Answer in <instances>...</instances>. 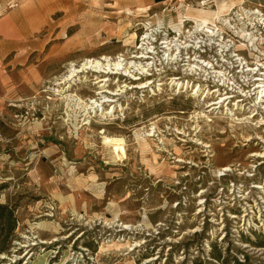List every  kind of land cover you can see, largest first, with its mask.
Returning <instances> with one entry per match:
<instances>
[{
  "label": "rangeland",
  "instance_id": "374dc122",
  "mask_svg": "<svg viewBox=\"0 0 264 264\" xmlns=\"http://www.w3.org/2000/svg\"><path fill=\"white\" fill-rule=\"evenodd\" d=\"M176 2L138 11L129 0H0V70L12 79L0 83V204L14 214L0 215V264L44 254L48 264H264V230L255 235L229 215L228 185H264V158L253 157L264 155V115L247 120L256 92L213 110L220 97L206 87L195 95L169 85L186 70L161 56L154 66L167 73L143 77L156 95L92 70L59 84L86 60L140 65L141 37L163 21L173 34L168 25L181 31L183 17H212ZM253 42L236 51L258 63L264 43ZM97 77L119 96L87 114L67 97L104 101Z\"/></svg>",
  "mask_w": 264,
  "mask_h": 264
},
{
  "label": "built area",
  "instance_id": "2783aa9c",
  "mask_svg": "<svg viewBox=\"0 0 264 264\" xmlns=\"http://www.w3.org/2000/svg\"><path fill=\"white\" fill-rule=\"evenodd\" d=\"M204 2L205 1H201L199 8L206 10L208 8L204 7L208 5H205ZM246 6L251 7L250 5ZM188 20L190 19L183 17L182 21H180L183 24V32L168 25V28L173 34H169L168 32L166 34L165 21L159 23L161 29L156 31V33L155 31L151 33L154 34V40L148 39L144 41L143 38L146 34L141 37L142 43L139 47H141L143 43H145V45L134 58L136 57L138 60L142 57L144 63L147 64L156 61L154 58L156 59L161 56V60L168 66L175 67V73H181L186 70L183 76H176L178 77L176 83L179 84V86L175 87L178 91L183 85L186 86L185 90L188 89V86H193L195 92L199 88L202 89L204 86V88L206 87V93H212L217 90L216 93L220 99L215 103L225 101L229 92H232L230 93L232 98L225 104H229L232 100L237 101V97L244 101L245 99H250V93H255L254 90L259 87L258 84H264V70L262 71V69H264V56H262L263 53L258 54L261 61L255 63L251 61V57H246L243 52L236 51V47L237 44H242L245 48L247 44L251 45L248 36L241 32L243 26L247 29V33L251 32L256 36L257 40L259 39L255 44L264 43V8L252 6L250 10H246L242 7H237L222 14L213 11L212 21H208L209 24L212 27L223 29L220 34L214 38L210 37L209 34L205 32H202L204 33L202 35L196 34L201 31H193L192 33L191 30L185 26ZM190 21L195 24L193 20ZM184 31L185 33H191L188 37V42L181 40ZM154 36L159 37L155 38ZM225 38L228 43L226 44L227 48H223ZM253 51L256 53L254 48ZM170 57L175 58V60H171ZM205 64H209V66ZM193 65L197 67L196 69L194 68L195 71L192 73L189 71V67H195ZM157 69L160 71L157 72ZM163 70H165L164 67L160 69L157 66H152L149 71L144 72V74H140V72L136 70L133 72L141 75V77H146L153 76V72L157 75L166 74L167 71ZM151 82L153 85L154 81ZM255 96H257L256 93ZM252 106L254 107V104H252ZM255 108L256 112L253 113V117H257L259 114L264 115V105L259 102ZM262 119H264V117ZM231 172L232 171L223 172L220 177H227ZM255 186L260 185L252 184L247 186V189L236 187L234 184L228 185V191L231 194L230 201L233 205V210H231L229 215L230 219L235 218L233 220L242 222L244 230L252 229L253 234H259L258 230H264V224L262 223V220H264V185L260 186L262 189H256ZM223 191H225V188L222 189V192ZM223 194L224 193H222V195ZM205 203L206 201H204L203 204ZM236 209L240 211L238 212ZM239 215H241L240 217L243 221L239 218Z\"/></svg>",
  "mask_w": 264,
  "mask_h": 264
},
{
  "label": "bare ground",
  "instance_id": "6f19581e",
  "mask_svg": "<svg viewBox=\"0 0 264 264\" xmlns=\"http://www.w3.org/2000/svg\"><path fill=\"white\" fill-rule=\"evenodd\" d=\"M193 21L195 22V24H196V30L197 31H201V32H205V33H207V34H209V36L210 37H212V38H214V37H217L219 34H220V32L223 30L222 28H215V27H213L212 28V26L209 24V22L208 21H202V20H195V19H193ZM177 25V24H176ZM181 29V31H182V28H183V24H179L178 25ZM179 29V28H178ZM180 31V32H181ZM247 31V29H245V30H241V32H243V34L244 35H246V36H248V39H249V41H250V44L251 45H249V46H253L254 45V42H253V39L255 38V40L256 41H259V39L257 40L256 39V36H254L251 32H249V33H247L246 32ZM255 34V33H254ZM153 35L154 34H147V36L144 38V40H150V39H152L153 38ZM134 37L136 38V34H134ZM154 40V39H153ZM257 45V44H256ZM171 47V46H170ZM248 47V46H247ZM223 48H227V46H223ZM140 49H142V47L140 48ZM258 56V55H257ZM134 59H136V57L134 58ZM143 58L142 57H140V59H138V61H140V62H138V63H143V61L144 60H142ZM150 59V58H149ZM170 59L171 60H175V58H173V57H170ZM177 59V58H176ZM154 60H155V58H154ZM149 61V60H148ZM123 62L124 61H114V62H112V59H110V58H108V57H104V58H102V59H98V60H86V62H85V64L81 67V68H73L72 70H70V72H69V75L68 76H66L65 78H64V80H63V82H61V83H59V84H62V83H64V85H66L67 84V82H71L75 77H77L79 74H81V73H88V71L89 70H92L94 73H101V74H105V75H122V76H124V77H131L132 78V80H134V81H140V83H138V84H134L133 85V87H131L132 89H136V90H145L146 88H148V89H151V92H152V94L153 95H156V91L152 88L153 87V85H152V82L150 81V80H148V81H143V77H141V76H138L137 74H135L133 71H132V69L134 68H136L137 70V72L139 71L140 72V74L141 73H143L144 74V72H148L149 71V69L152 67V66H154V62H152V63H147V64H145V65H143L142 63L140 64V65H142L143 67H142V69H141V66L138 64L137 65V62H132L131 63V65L128 67V68H126L125 66L127 65V64H123ZM125 65V66H124ZM205 65H207V66H209V64H205ZM264 65V64H263ZM190 66V65H189ZM193 66H195V65H193ZM196 67L197 66H195V67H189L190 69H189V71H191L192 73L195 71L194 70V68L196 69ZM109 68V69H108ZM202 70V69H201ZM263 70V69H262ZM159 71V70H158ZM206 71V70H205ZM204 73V72H203ZM177 76V75H176ZM175 75L174 76H172V77H170L169 79H168V81L170 82L169 83V85H172V86H175L176 85V87H178L179 86V84H177L176 83V80H177V78L178 77H176ZM108 78V77H107ZM106 77H97V81H96V83H98V84H100L101 86H100V91L98 92L99 94H108V95H110V97H107V96H105V97H103L102 99H104V101H102V102H98V101H92V102H88L89 104H86L83 100H81V99H79V98H74V97H72V96H70V97H67V100H69V101H74L75 102V100H76V106L78 107V108H80L81 106H83V108L85 109V112L87 113V114H90V112H89V110H91V109H98V108H100V107H102L103 105L102 104H100V103H103V104H105V103H110V104H113V103H115L116 102V100H113V98H111V96L112 97H117V96H119V94L118 93H110L109 91H107L106 90V86H107V83L109 82V79H107ZM130 78V79H131ZM159 86H163L164 84L162 83V82H160L159 84H158ZM157 85V86H158ZM259 85V89L257 90V89H255L254 90V92H256V99H255V105H254V107H257L256 105H258V103L260 102L262 105H264V84H258ZM184 86V85H183ZM181 86V88H180V90L181 89H185L186 88V86ZM70 88V87H69ZM188 88V87H187ZM67 90V89H66ZM65 90V88L63 87L62 88V90H58V92L60 93V92H64V91H66ZM124 90V89H123ZM178 90V89H177ZM180 90H179V92H180ZM121 90H119V92H120ZM182 91V90H181ZM200 91H202L201 90V88H199L197 91H196V93H195V95H198L199 94V92ZM260 91V92H259ZM122 92V91H121ZM183 92H184V90H183ZM186 92V91H185ZM214 92V93H213ZM212 92V95L213 94H217L216 92H217V90H215V91H213ZM66 93V92H65ZM125 92L123 91L122 92V94H124ZM178 93V92H177ZM211 92H209L207 95H209ZM194 94V93H193ZM192 94V95H193ZM218 95V94H217ZM251 95V94H250ZM65 96V95H64ZM206 96V95H205ZM207 97V96H206ZM205 97V98H206ZM252 96H250V98H251ZM232 97H231V95H227L226 96V98H225V101H222V102H217V103H210V105H208V107H213L212 109L213 110H217V109H220L221 108V105H224V102H227L229 99H231ZM252 99V98H251ZM238 102H242V103H244L245 101L244 100H241V99H238L237 100ZM237 106H238V104H237ZM113 109V108H112ZM115 109V108H114ZM95 112V111H94ZM254 116V114L253 115H250L248 118H247V120H250V119H252V118H255V117H253ZM203 117V116H202ZM242 123V122H241ZM261 125L263 126L264 125V121H262L261 122ZM149 137H152V135L151 136H149ZM253 157H260V158H264V155H257V154H255V155H253ZM179 162H183L182 160H179ZM222 172L224 171V172H230L231 171V168L230 167H226L225 168V170H221ZM255 188L256 189H261V187H259V186H255ZM233 219H235V218H233ZM124 226V225H123ZM40 227H42V224H38V227H35V228H40ZM130 228H131V226H129V225H125L124 226V230H130ZM55 241H57V239L55 240ZM41 243H43V244H45V243H47L48 244V242H44V241H42ZM35 246H36V244H35ZM29 254H27L25 257H24V259H26V257L28 256ZM29 259V258H28Z\"/></svg>",
  "mask_w": 264,
  "mask_h": 264
},
{
  "label": "crops",
  "instance_id": "0c3cea01",
  "mask_svg": "<svg viewBox=\"0 0 264 264\" xmlns=\"http://www.w3.org/2000/svg\"><path fill=\"white\" fill-rule=\"evenodd\" d=\"M201 1H205L204 4L205 5L207 4L209 7L208 9H206L207 11L203 9L202 11L208 12L209 14H211V16H213V11H216L218 14H222V13L229 12L242 5L259 6V7L264 8V0H185L184 2L177 0L176 3L178 5L179 4L180 5H186V4L201 5L200 4ZM129 2L131 4L130 9L136 8V10L139 11L141 9L140 7H145V9L147 8L149 11L152 9V4H155L157 0H129ZM195 19H199V18H195ZM207 20L212 21V17ZM11 82H12V79L10 78V76L9 75L5 76L4 73L0 70V83L5 85ZM46 255L47 254L36 257L34 261L31 262V264H37L36 262L38 260L41 261V263L39 264H48Z\"/></svg>",
  "mask_w": 264,
  "mask_h": 264
},
{
  "label": "trees",
  "instance_id": "16d2710c",
  "mask_svg": "<svg viewBox=\"0 0 264 264\" xmlns=\"http://www.w3.org/2000/svg\"><path fill=\"white\" fill-rule=\"evenodd\" d=\"M0 215H8V217H10V215H14V214L13 211H11L7 206L0 204ZM255 235L258 234L256 233Z\"/></svg>",
  "mask_w": 264,
  "mask_h": 264
},
{
  "label": "water",
  "instance_id": "95a60500",
  "mask_svg": "<svg viewBox=\"0 0 264 264\" xmlns=\"http://www.w3.org/2000/svg\"><path fill=\"white\" fill-rule=\"evenodd\" d=\"M159 1H165V0H157V2H159Z\"/></svg>",
  "mask_w": 264,
  "mask_h": 264
}]
</instances>
